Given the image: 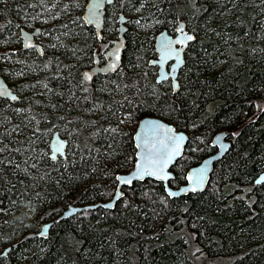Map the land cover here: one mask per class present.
I'll return each mask as SVG.
<instances>
[{
    "label": "trees",
    "instance_id": "trees-1",
    "mask_svg": "<svg viewBox=\"0 0 264 264\" xmlns=\"http://www.w3.org/2000/svg\"><path fill=\"white\" fill-rule=\"evenodd\" d=\"M87 1L46 0L49 12L40 0H0V72L18 97L0 100V253L10 247L0 264H264V183L255 184L264 171V0H114L100 41L82 18ZM121 13L119 69L86 81ZM180 22L195 39L173 92L150 61L156 35ZM22 28L39 30L42 55L21 47ZM146 116L187 134L173 188L227 133L230 147L204 191L169 198L147 179L123 187L111 209L58 219L70 205L114 197ZM60 128L68 145L53 160L49 141Z\"/></svg>",
    "mask_w": 264,
    "mask_h": 264
},
{
    "label": "water",
    "instance_id": "water-1",
    "mask_svg": "<svg viewBox=\"0 0 264 264\" xmlns=\"http://www.w3.org/2000/svg\"><path fill=\"white\" fill-rule=\"evenodd\" d=\"M96 2L100 3L98 18H97L95 23H92V22L86 23V21L89 20L88 11L91 8L92 4H94ZM113 2H114V0H110V2H109V0H88L85 7H84V12H83L82 18H83V20L87 26H91L94 28L96 38L99 41L102 38L101 31H102V27H103L105 8L107 6H111L113 4ZM126 20H127V17L124 14L121 13L118 15V18H117L118 38L116 40H114L112 45L105 51V53H104L105 62L104 63L99 64V58H98V56H96L95 60H94V65L90 69H87L83 72V77L86 81H91L96 75L113 74L119 69L120 64H121L122 52L125 49V43H126V39H125V32L127 29L126 25H125ZM181 26H183L184 33H187L189 35L194 36L193 33L189 32L186 29L185 24L183 22H180L177 25L176 34L174 36L170 35L167 32V30H163V31L159 32L156 35L155 42H154L156 58L154 60L152 59L150 61L151 65L157 66V68H158L157 69V75H156V82L160 83V82H163V81L167 80L168 78H170L171 83H172L173 92H176L179 88L177 77H178L179 70L184 65V52H185L188 44L193 41L192 40V41L186 42V46H184V47H181V45L175 44V41L177 39L182 38V36H183V33H181L179 31V28ZM36 33H38V29L32 33L28 32V31H24V30L21 31L22 43H23V47L25 49L35 48L39 51V53H41V47L38 44H36L35 40H34V35ZM162 41H172L173 42V48L180 51V60L182 61V63L180 65H177V61L175 58L170 57L167 60L164 59L165 54H164V51H163L162 46H161ZM29 42H31L33 47H25V45L28 44ZM117 51L119 52V56H120L119 61H115V53ZM114 62L116 63V67L114 69L110 68L109 65L114 63ZM170 62H171V64L169 66V70H167V66ZM165 76H167V78H165ZM173 76L175 77V79H172ZM88 77H91V79L89 80ZM0 88H5L10 93V95H7L5 97H0V98L8 99L11 102H13L14 100H12V96L17 97V95L8 87V85L6 84V82L3 80V78L1 76H0ZM17 100L18 99H16L15 101H17ZM149 120L155 122L158 125H161L163 129L168 130L167 135H171V136L182 135L185 139L181 143L179 154L173 158V160L168 164V166L166 168V172L169 175V179L167 181H161V180L155 179L153 177H145L142 180H133L132 184H134L135 182H143L147 179L161 183L164 186L165 193L167 194V196L169 198H178V197L187 195L189 193H200V192L204 191V189L206 188V186L208 184L209 178L211 176L213 166L215 165V163H217L223 157V155L227 152V150L230 147V142L227 140V133L225 131H220L213 136V138L211 140V145L216 148V151L213 154L205 157L199 164L190 167L188 169V171L186 172L185 184H183L177 188H173L169 185V181H171L174 178V174H173L171 169L174 166V164L183 155L188 137H187L186 133L176 130L171 124H169V123H167V122H165L159 118H156V117L146 116V117H143L142 119H140L139 122L137 123L135 132L133 134V143H134V147L136 150L135 151L134 165H133L132 169L129 170L128 172L123 173V174H119L117 176H121L124 178L130 177V174L134 173V171H135V166L138 162V157L148 155L147 148L137 147V145L140 143V139H139L137 133H138V131L141 130L143 123L145 121H149ZM217 138H219V140ZM155 140L164 141V143L163 144L156 143V149H154V151H159L162 153L165 150V145L170 146V142L167 140V137L163 131H161L159 133V135L155 138ZM61 143L64 144V147L62 149V151L64 153L63 155L57 153V151H56L57 147ZM67 145H68V141L66 139L62 138L60 136L59 132H57V131L54 132L51 136L50 141H49L50 157H52L53 155L56 156V159L58 157H65ZM140 162L146 163V161H140ZM201 172L204 175V183L196 191H189L188 189L191 188V185L189 184L186 177H188L189 175H192L195 173H201ZM262 178H264V171H262L257 176V178L255 179V184H257L256 183L257 179H262ZM117 183L118 184H117V189H116L115 195L110 201L103 202V203L84 205V206L70 205L67 209H65L63 211V213L60 215V217L58 219L69 218V217L74 216L76 213L86 211V210H92V209L98 208V207H101L104 209H111L114 206L115 202L122 197L123 193H122L121 189L123 187L132 186V184L131 185H121L118 181H117ZM262 183H264V182H262ZM117 193L120 194L119 198H117ZM106 205H111V206L105 207ZM51 224H52V222L46 223L43 225L42 234H45L47 232V229L50 227ZM9 248L10 247L5 248L0 253V259H2L6 255Z\"/></svg>",
    "mask_w": 264,
    "mask_h": 264
},
{
    "label": "snow or ice",
    "instance_id": "snow-or-ice-1",
    "mask_svg": "<svg viewBox=\"0 0 264 264\" xmlns=\"http://www.w3.org/2000/svg\"><path fill=\"white\" fill-rule=\"evenodd\" d=\"M40 2L41 4L46 5V0H40ZM33 7H35V5H33ZM54 7H55V4L51 5V7H47L46 5V10L51 12V9ZM65 8H67V6H65ZM99 8H100L99 2L92 4L91 8L88 11L89 20L86 21V23L96 22L98 18ZM137 11H139V9H137ZM56 18L57 16L52 17V19H56ZM136 23H139V21H136ZM65 27L67 26L65 25ZM179 31L183 33V36L182 38L177 39L175 41V44H178V45H181V47H184L186 46V42L192 41L195 39L194 36L184 33L183 26L179 28ZM161 46L165 54L164 55L165 60L172 57L176 59L177 65H180L182 63V61L180 60V51L173 48L172 41H162ZM25 47H33V45L31 44V42H29L28 44L25 45ZM119 59H120V56H119V52L117 51L115 53V61H119ZM109 67L114 69L116 67V63L114 62L110 64ZM165 78H167V76H165ZM88 79L90 80L91 77H88ZM172 79H175V77L173 76ZM85 91H87V89H85ZM7 95H10L8 90L5 88H0V97H5ZM16 99L18 98L15 96H12V100L15 101ZM18 111H22V110H18ZM130 118H131V115L129 114V116L125 117L124 119H130ZM32 119H35V117H33ZM124 119H121L120 123H123ZM15 131H16L15 127H13L10 130V132H15ZM35 131L39 132L40 130L39 128H37ZM104 131L116 133L115 128L104 129ZM161 131L165 133L167 140L170 142V146L165 145V150L162 153L159 151H154V149H156V143H161V144L164 143V141L155 140V138L159 135ZM10 132L8 134H10ZM167 132L168 130L163 129L161 125H158L155 122L151 120L145 121L141 127V130L138 131L137 133L140 139V143L137 145V147L147 148L148 155L138 157V162L135 166V171L134 173L130 174V177L124 178L121 176H116L115 177L116 181H118L121 185H131L133 180H142L145 177H153L161 181H167L169 179V175L166 172V168L168 164L173 160V158L179 154L181 143L185 139L182 135H176V136L167 135ZM0 135H3V134H0ZM217 139L219 140V138ZM0 143H2V141H0ZM63 147H64V144L61 143L56 149L57 153L63 155L64 154L62 151ZM4 151H5V148L0 147V153H3ZM15 151H19V149H15ZM51 159L55 160L56 156L53 155ZM140 161H146V163H142ZM3 163L4 161L0 160V164H3ZM9 163H11V161H9ZM32 166L36 167L35 164H33ZM42 178L43 177H41V179ZM186 179L191 185V188L188 189L189 191H196L204 183V175L202 172L189 175L188 177H186ZM262 182H264V178L256 180L257 184H261ZM119 195L120 194L117 193V198H119ZM110 206L111 205H106L105 207H110Z\"/></svg>",
    "mask_w": 264,
    "mask_h": 264
},
{
    "label": "flooded vegetation",
    "instance_id": "flooded-vegetation-1",
    "mask_svg": "<svg viewBox=\"0 0 264 264\" xmlns=\"http://www.w3.org/2000/svg\"><path fill=\"white\" fill-rule=\"evenodd\" d=\"M176 28H177V26H176ZM176 28H175V31L174 32H168L170 35H172V36H174L175 34H176ZM28 31V32H34L35 30H37V29H35V30H33V31H30V30H27V29H24V28H22L21 30H20V33H19V38H20V41H21V47L24 49V50H33V51H35L38 55H42L43 54V48H42V46H41V44L36 40V38H35V36L39 33V30H38V33H36L35 35H34V40H35V43L36 44H38L40 47H41V53H39V51L37 50V49H35V48H29V49H25L24 47H23V43H22V37H21V31ZM154 52H155V50H154ZM104 53L105 52H103V55H101V56H98V58H99V64H102V63H104L105 62V60H104ZM96 57V56H95ZM95 57H94V60H95ZM155 58H156V54H155ZM155 58H153V60L155 59ZM94 60H93V63H92V65L89 67V68H87V69H90L93 65H94ZM170 64H171V62L168 64V66H167V70H169V66H170ZM151 65V64H150ZM151 66H153V65H151ZM153 67H155L156 68V75H157V66H153ZM87 69H85V70H87ZM84 70V71H85ZM0 76H1V72H0ZM97 76V75H96ZM2 77V76H1ZM3 78V77H2ZM4 80V79H3ZM167 80H169L170 81V83H171V79L170 78H168ZM167 80H165V81H167ZM161 83V82H160ZM7 84V83H6ZM8 85V84H7ZM171 86H172V83H171ZM9 87V86H8ZM10 88V87H9ZM11 89V88H10ZM0 100H8V99H3V98H0ZM8 101H10V100H8ZM11 102V101H10Z\"/></svg>",
    "mask_w": 264,
    "mask_h": 264
},
{
    "label": "rangeland",
    "instance_id": "rangeland-1",
    "mask_svg": "<svg viewBox=\"0 0 264 264\" xmlns=\"http://www.w3.org/2000/svg\"><path fill=\"white\" fill-rule=\"evenodd\" d=\"M116 21H117V18H116ZM108 33H107V31L105 32V35H107ZM118 38V32H117V34H116V36H115V38H113V40L112 41H110L109 43H107V45H105L104 46V48H103V52H105L111 45H112V43H113V41L114 40H116ZM102 39V38H101ZM107 41V40H106ZM102 48V47H101ZM103 52H102V55H103ZM90 66H88V68H89ZM59 131H60V134H61V136L64 138V136H63V133H66L67 132V130H62L61 128L59 129ZM62 132V133H61ZM228 141H229V139H227ZM213 171V170H212ZM212 174V173H211ZM219 264H221V262L219 261L218 262Z\"/></svg>",
    "mask_w": 264,
    "mask_h": 264
}]
</instances>
